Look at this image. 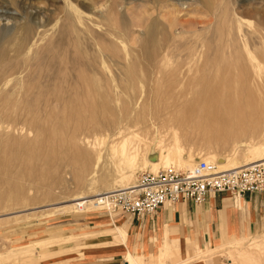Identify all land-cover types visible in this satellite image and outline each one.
Returning <instances> with one entry per match:
<instances>
[{
  "label": "rangeland",
  "instance_id": "374dc122",
  "mask_svg": "<svg viewBox=\"0 0 264 264\" xmlns=\"http://www.w3.org/2000/svg\"><path fill=\"white\" fill-rule=\"evenodd\" d=\"M0 12L17 16L0 20V264H264V228L188 242L183 254L166 233L135 234L124 215L67 205L161 169L149 163L168 150L182 170L264 156V109L212 131L188 119L228 94L212 91L229 64L247 69L264 103V0H0ZM103 244H122V256L94 260Z\"/></svg>",
  "mask_w": 264,
  "mask_h": 264
},
{
  "label": "crops",
  "instance_id": "0c3cea01",
  "mask_svg": "<svg viewBox=\"0 0 264 264\" xmlns=\"http://www.w3.org/2000/svg\"><path fill=\"white\" fill-rule=\"evenodd\" d=\"M120 221H125L135 234L142 232L149 237L160 234V241L161 235L166 233L169 239L178 241L184 254L188 242L205 248L260 231L264 228V194L211 193L200 203L164 204L151 215H124ZM97 248L93 251L94 260L110 259L113 262L124 251L122 244H103Z\"/></svg>",
  "mask_w": 264,
  "mask_h": 264
},
{
  "label": "built area",
  "instance_id": "2783aa9c",
  "mask_svg": "<svg viewBox=\"0 0 264 264\" xmlns=\"http://www.w3.org/2000/svg\"><path fill=\"white\" fill-rule=\"evenodd\" d=\"M211 193L264 194V162L216 171L213 163L197 158L183 170L168 166L156 172L141 171L128 187L97 195L95 204L107 213L142 216L151 215L164 204L200 203Z\"/></svg>",
  "mask_w": 264,
  "mask_h": 264
},
{
  "label": "bare ground",
  "instance_id": "6f19581e",
  "mask_svg": "<svg viewBox=\"0 0 264 264\" xmlns=\"http://www.w3.org/2000/svg\"><path fill=\"white\" fill-rule=\"evenodd\" d=\"M14 15L15 14H12L11 12H0V20L15 21L17 16L15 17ZM220 72H221L220 73V76H221L220 87L219 89H214L212 92L219 93L223 91L228 94L222 95V97L211 96L210 98H207L208 100L205 101L204 104L210 103L209 107H206V105L201 106V105L196 104L201 107L200 108L201 110H199L202 114L201 119H198L197 117L193 116L191 111L188 112V117H189L188 119L191 121H193L194 119L196 126L202 127L205 131H212L215 129L222 128V126L218 124L219 123L218 121H221L223 123H228V122H232L231 120L235 118V120H238L239 123H241V121L247 120L249 113H252V112L255 113L257 111H262L264 109L263 107L264 103H262L261 105H257L256 102L254 101L256 99V96L260 95L261 92L254 90V87L251 81L249 80L250 78L249 73L245 67H241L237 64L236 65L229 64L228 67H226L225 69H222ZM72 78L74 79V81H76V83L80 87L79 88L80 92H84V94H90V92L93 90L94 86L92 85V83H90V80L87 78L83 70H79V71L75 70V75H72ZM9 79L10 78H7L5 80H9ZM234 81L240 82V84H235ZM55 86L56 85L53 86L52 91L54 90ZM230 93H235V94L230 95ZM200 101L201 100H198V102ZM197 108L199 109V107H196L195 110ZM118 120H120L119 117H115L111 119L110 121L107 120L109 122L106 121L107 123L105 124H109L111 122L109 125H112V124L114 125L116 124V122H118ZM225 127H230V125H227ZM79 142L90 145L88 136L85 134H81L79 136ZM169 149L171 150V148ZM118 154L119 156L123 158V160L125 159L129 165L133 163L135 156H133L130 153V151L128 152L126 150V147L123 146V144L121 145V148ZM206 160L214 164L216 171H222V170H227V169L239 168L245 164L252 163V162H264V156L255 158L253 160L246 161L243 164L229 165V166L226 165V162L224 163V162L214 161L213 159H206ZM180 161L181 159L179 155L176 156L175 154H173V150L172 152L168 150L166 154L160 157V161L150 162L149 164L151 166V169L155 171L159 165L162 166V168H164L166 166L168 167L170 163L179 164ZM184 163L188 164L187 165L188 168L191 166L188 162H184ZM129 169H132V168H129ZM128 186L129 185L124 186V187H128ZM113 190H116V189L94 192L90 194L84 193L86 195H83L81 197L78 196L77 198L74 197L75 199H73L67 205H72L75 208H77L79 211H83L85 207L87 206L98 207V205L95 204V199L98 198L97 195L104 194V193H107ZM127 259L129 261L131 260L129 255L127 256Z\"/></svg>",
  "mask_w": 264,
  "mask_h": 264
}]
</instances>
